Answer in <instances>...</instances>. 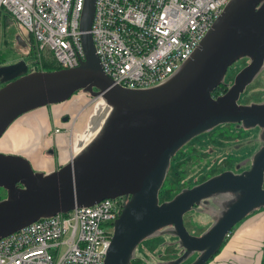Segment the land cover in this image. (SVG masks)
Instances as JSON below:
<instances>
[{
	"label": "water",
	"instance_id": "1",
	"mask_svg": "<svg viewBox=\"0 0 264 264\" xmlns=\"http://www.w3.org/2000/svg\"><path fill=\"white\" fill-rule=\"evenodd\" d=\"M94 7L95 0H85L78 67L27 73L23 60L0 67V139L20 116L77 92L101 99L106 109L94 118L97 134L89 145L55 171L37 173L24 157L0 153V239L75 208L124 199L104 264H129L142 241L168 227L182 249L169 264L194 254L200 256L191 264H207L234 227L264 205V144L245 171H224L165 202L159 191L171 159L196 136L225 124L264 131V103L238 104L264 64V0H231L180 69L144 90L114 85L104 74L89 33ZM17 39L27 45L21 34ZM241 59L248 64L225 94L213 97ZM223 193L233 198L213 226L200 237L190 234L184 216Z\"/></svg>",
	"mask_w": 264,
	"mask_h": 264
},
{
	"label": "built area",
	"instance_id": "2",
	"mask_svg": "<svg viewBox=\"0 0 264 264\" xmlns=\"http://www.w3.org/2000/svg\"><path fill=\"white\" fill-rule=\"evenodd\" d=\"M230 1L95 0L89 33L104 74L130 90L162 84L192 56ZM84 2L0 0V41L5 14L30 33L41 71L44 53L58 70L76 68L84 59ZM123 201L75 208L0 239V264H104Z\"/></svg>",
	"mask_w": 264,
	"mask_h": 264
},
{
	"label": "rangeland",
	"instance_id": "3",
	"mask_svg": "<svg viewBox=\"0 0 264 264\" xmlns=\"http://www.w3.org/2000/svg\"><path fill=\"white\" fill-rule=\"evenodd\" d=\"M12 28L21 34V36H23L28 43L30 42L31 35L23 26L14 23ZM10 47L11 44H4L2 35L0 41V56H2L5 61L3 62L4 65H1L0 67L12 65L21 59L27 66V73L36 71L34 66L35 59L33 55H31V46H14V50H11ZM44 58L52 61V58L48 53H44L43 59ZM245 63V59H241L231 70H228L224 80L233 82L235 77L233 69L238 70L243 67ZM254 103H264V64L261 71L252 83L246 87L245 91L238 99L239 105H250ZM51 107L58 108L59 110L66 107L68 112L71 113L69 122L61 123L60 121H57V125L54 126L52 119L50 118ZM101 109H105V104L101 99H94L87 94L80 92L74 94L71 99L62 104L34 110V112L42 111L43 115L52 125H50V130H48L50 138H47L50 145L46 144L47 147L40 151L47 161L50 160L49 163L53 165V168H57V163H60L59 165L61 167L66 165L72 160V156H76L79 148V134L80 138L84 139L83 142L93 139L94 132L88 124V117L91 113L100 111ZM34 114L31 113L30 115L32 116ZM78 115L82 119L77 122L79 119V117H77ZM55 117L58 119V114H55ZM18 120L19 119L16 121ZM58 128L62 131L60 134L55 136L56 142H54L52 135L54 130ZM63 132L66 137L72 133V138L69 136L68 141H66ZM7 134L11 138L16 135L14 131V124L10 126ZM20 139L24 142L20 144L17 142L16 145H9L6 143V135H4V137L0 139V151H3V153H0L5 155L27 154L25 156H33V154L24 152L26 149L21 151L20 148L25 147L28 143L25 141L24 137L21 136ZM263 141L264 136L257 127L247 129L243 126L236 127L234 124H225L216 126L212 130L191 139L175 155L177 158H181V160L188 155L199 159L200 163H198V166L190 168L187 175L189 177L192 176L191 170H193L194 173L199 171V165L202 167L217 165V167L224 169L226 161L234 167L231 168V170L224 171L239 173L250 168L253 156L263 146ZM56 146L59 148V152L56 149ZM50 149H54L57 156H49L47 153L48 151L46 150ZM36 151H38L37 148ZM40 164L44 166L48 165L45 162ZM172 164L173 161L171 162V165ZM37 167L38 168L34 170L35 172L46 173L44 170L47 169L39 166ZM4 197L5 192L0 189V200ZM232 198L233 196L231 193H223L216 194L202 201L198 207L199 211L191 210V212L184 216V224L188 228L189 232L192 235H202L204 231L207 229L209 230L213 226L214 220L220 217L221 213L226 209V204L230 202ZM174 242H176V240L169 235L168 230H160L142 241L135 249L134 256H138L142 260L141 264H167L173 259V256L179 253V251H174V248L177 247V245L172 246ZM193 259V257H190L188 262Z\"/></svg>",
	"mask_w": 264,
	"mask_h": 264
},
{
	"label": "crops",
	"instance_id": "4",
	"mask_svg": "<svg viewBox=\"0 0 264 264\" xmlns=\"http://www.w3.org/2000/svg\"><path fill=\"white\" fill-rule=\"evenodd\" d=\"M50 111H51L50 118L52 119V123L54 126L57 125V121L61 122L60 118L63 114H68L69 119H70L71 113L68 112L66 107L60 110L58 108L51 107ZM102 111L105 113L106 109L95 111L94 113H91L88 117V124L90 125V128L94 132V137L97 134V130L94 129V118L100 115L99 112H102ZM28 113L20 116L18 118L19 120L13 123L14 131L16 133V135L13 138H11L7 134L10 127L8 128V130L4 134L6 135V143L9 145L11 144L16 145V143L18 142L20 144L24 142L20 139V137L21 136L24 137L25 141L28 144L25 147L20 148L21 151L23 149H26L24 152L36 154V158L38 159L40 163H43V162L47 163L48 164L47 166L41 165L40 163L36 164V166L47 169V170H44L46 171V173L55 171L60 167L59 165L60 163L59 164L57 163V168H53V165L49 163L50 160L47 161L46 158H44V156L42 155V152L40 151L47 147L46 144H49V140H47V138H50V133H48V130H50L51 124L48 122V119L43 115L42 111H35V112L31 111L29 114ZM31 113L32 114L35 113V114L31 116L30 115ZM55 114H58L59 116L58 119L55 117ZM79 115H80V112H79ZM79 115L77 117H79ZM80 119L82 118L79 117L77 122ZM67 122H69V120ZM101 122L102 120H100L99 125L101 124ZM58 129L60 130V128ZM63 134H64L65 140L68 141V137H66L64 132ZM4 135L2 136V138L4 137ZM56 135H52L53 136L52 139L54 140V142H56V139H55ZM83 140L84 139H81L80 134H79L78 135V144H79L78 147L79 148H78L76 156H78L81 153V151L86 146H88L89 143L92 141V140L90 141L88 140V141L83 142ZM36 148L38 151H36ZM56 149L58 150L59 148H57L56 146ZM46 151L48 152L52 151V153L50 154L47 152L49 156H55V155L57 156L54 149L53 150L50 149ZM0 152L3 153V151H0ZM20 156L27 159L30 162L32 168L36 170V168L33 166L31 160L28 157H26L23 154H21ZM76 156L74 155L72 157L74 158ZM263 245H264V218L262 215H260L259 217L253 216L248 221L240 224L238 227L235 228L228 244L223 246V248L219 251V253L215 257H213L212 260H210L208 264H261V260L263 257Z\"/></svg>",
	"mask_w": 264,
	"mask_h": 264
},
{
	"label": "trees",
	"instance_id": "5",
	"mask_svg": "<svg viewBox=\"0 0 264 264\" xmlns=\"http://www.w3.org/2000/svg\"><path fill=\"white\" fill-rule=\"evenodd\" d=\"M1 23H2V35H3L4 44L5 45L6 44L7 45L11 44V47H10L11 50H14L13 49L14 46L20 47V42L17 39L18 38V33L14 30V28H12V26L14 25V22L10 19L9 16L4 14L2 16ZM30 42L32 44V46H31L32 47L31 55H33V57L35 59V56H34V45H33L32 37H31ZM4 61H5L4 58H2V56H0V66L4 65L3 64ZM239 61H237L233 66H231V68H229V70H231ZM245 62L246 63L244 64L243 67H245L247 65L248 60L245 59ZM34 66H35V70L36 71H40L41 70V68H39V64H38V62H36V60H35ZM42 67H43L42 69L44 71L58 70V67L54 64V62H52L50 60H47L45 58L42 59ZM243 67H241L238 70H234L233 69L234 76ZM232 83H233L232 81L230 82V81L224 80L223 83H221L220 86L217 87L213 91L212 96L213 97H218L220 95L225 94L228 91V89L230 88V86L232 85ZM77 93H80V92H77ZM235 126L237 127V126H242V125L239 124V125H235ZM259 130L262 133V135L264 136L263 129L259 128ZM263 144H264V141H263ZM172 161H173V164L171 165ZM171 162H170V166L168 168L164 183H163V185H162V187H161V189L159 191L158 198H159L160 202L169 201V200L173 199L177 194L181 193L182 191H184L186 189H190V188H192V187H194V186L206 181L207 179L222 173L224 170H231V168L234 167L228 161L225 162V168L224 169L221 168V167L220 168L217 167V165H210V166H207V167L206 166L202 167L201 165H199V168H200L199 171L194 173L193 170H191L192 171L191 172L192 176L189 177L187 175H188V172H189L190 168L196 167V166H198V163H200L199 159L197 157L194 158V157H191V156L188 155L183 160H181V158H177L176 155H175L171 159ZM260 215H262L263 218H264V205L259 207V208H257L256 210H254L251 214H249L243 220L242 223L248 221L253 216L259 217ZM242 223H240V224H242ZM240 224H238L237 227ZM235 228H236V226L234 227V229L232 230L230 235L228 237H226L223 246L228 244V242L231 239V235H232L233 231L235 230ZM170 229H172V228L168 227V228L163 229L162 231L168 230L169 235L176 240V242H174L172 244V246L177 245V247L174 248V251H179V253L177 255L173 256V259L171 260V261H173L174 259H176L177 257H179L181 255L182 249L178 247L179 246L178 243H177L178 239L174 235H172ZM223 246L221 247V249L223 248ZM196 255L197 254H194L192 256L194 258L193 260L188 262V259H187L182 264H190V263H192L196 259V257H197ZM141 263H142V260L138 256H134V253H133L129 264H141ZM167 264H169V262ZM261 264H264V245H263V257H262V260H261Z\"/></svg>",
	"mask_w": 264,
	"mask_h": 264
},
{
	"label": "flooded vegetation",
	"instance_id": "6",
	"mask_svg": "<svg viewBox=\"0 0 264 264\" xmlns=\"http://www.w3.org/2000/svg\"><path fill=\"white\" fill-rule=\"evenodd\" d=\"M16 32H17V31H16ZM17 33H18V32H17ZM18 34H19V33H18ZM26 44L29 45V46H32L31 42L28 43L27 40H26ZM27 45H26V46H27ZM20 60H21V59H19L18 61H20ZM18 61H17V62H18ZM65 118H66V119L68 118V120H69V115H68V114H63V115L61 116V118H60V119H61V122H63V121L65 120ZM65 122H67V121H65ZM65 122H63V123H65ZM48 153L50 154V153H52V151H49ZM30 154H31V153H30ZM25 155H27V154H25ZM53 155H54V154H53ZM26 157H28V158L31 160V162H32V164H33V166H34L35 168H38V167L36 166V164H39L40 162H39L38 159L36 158V154H33V156H30V155H29V156H26ZM4 198H5V197H4ZM122 200H124V199H122ZM190 212H191V211H190ZM184 218H185V217H184ZM242 222H243V221H242ZM242 222H241V223H242ZM214 223H215V221L213 222V224H214ZM236 227H237V226H236ZM186 228H187V227H186ZM187 230H188V228H187ZM207 230H208V229H207ZM207 230H206V231H207ZM188 231H189V230H188ZM206 231H204V232H206ZM204 232H203V233H204ZM189 233H190V232H189ZM190 234H191V233H190ZM193 235H194V234H193ZM194 236L200 237L201 235H194ZM217 254H218V253H217ZM217 254H216V255H217ZM216 255H215V256H216ZM196 256H200V255L198 254V255H196ZM215 256H214V257H215ZM210 260H212V259H210ZM209 262H210V261H209ZM192 263H193V262H192ZM190 264H191V263H190Z\"/></svg>",
	"mask_w": 264,
	"mask_h": 264
},
{
	"label": "bare ground",
	"instance_id": "7",
	"mask_svg": "<svg viewBox=\"0 0 264 264\" xmlns=\"http://www.w3.org/2000/svg\"><path fill=\"white\" fill-rule=\"evenodd\" d=\"M69 137V136H68ZM70 138H72V133L70 134Z\"/></svg>",
	"mask_w": 264,
	"mask_h": 264
}]
</instances>
